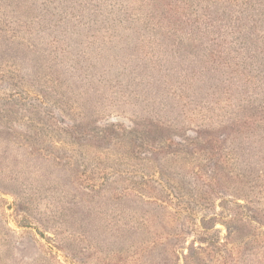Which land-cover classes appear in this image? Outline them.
Returning <instances> with one entry per match:
<instances>
[{
	"label": "rangeland",
	"instance_id": "374dc122",
	"mask_svg": "<svg viewBox=\"0 0 264 264\" xmlns=\"http://www.w3.org/2000/svg\"><path fill=\"white\" fill-rule=\"evenodd\" d=\"M172 1L0 0V264H264V0Z\"/></svg>",
	"mask_w": 264,
	"mask_h": 264
},
{
	"label": "trees",
	"instance_id": "16d2710c",
	"mask_svg": "<svg viewBox=\"0 0 264 264\" xmlns=\"http://www.w3.org/2000/svg\"><path fill=\"white\" fill-rule=\"evenodd\" d=\"M172 1V0H171ZM212 1L213 0H174L172 1L174 8L177 5V2L179 4L185 3L186 8H180V9H174V11L176 12V21H180L178 24H184V28L182 29V34H184L182 36V38H180V40H185L187 39V37L189 36L188 32H192L194 31V29L197 30L198 34L201 35H216V39L215 40H220L221 37H223L224 35H230L234 33H239L240 29L236 26L230 27V21L232 20H236L235 18V14L238 13L239 16L244 14L245 19H247V16L251 15V12H247V11H235V10H224L223 11H219L218 8L216 7H211L212 5ZM228 1H232V0H228ZM233 1H237V0H233ZM241 1V0H239ZM247 1H251V2H259V0H243V3L247 2ZM202 3H206L207 5L202 6ZM260 3V2H259ZM260 15V18H257V16ZM256 16V20H253L252 24H253V28L255 29L257 27L258 21L263 20L264 21V13L260 12L259 14H257ZM157 20L163 19L164 22H167L166 17L164 16V14L160 13L157 15V17L155 18ZM207 19V20H212V21H217L220 22L218 27H216L215 25L211 24L209 22V26H202V25H197V24H203V21ZM191 22H193L194 24H192ZM206 22V21H205ZM208 22V21H207ZM190 24V25H189ZM244 22H242L241 25H243ZM246 25L244 24L243 27H245ZM194 28V29H192ZM188 30V31H187ZM186 32V33H183ZM256 36H258V34H256ZM184 38V39H183ZM257 43V40H255ZM214 42H220V41H214ZM219 61L221 63L222 60L219 59ZM240 129L244 130V131H248V130H254L257 132H262L260 130H264V106L262 107H255L254 109L250 108V107H246L245 110L241 113V117H240ZM264 134V132H262Z\"/></svg>",
	"mask_w": 264,
	"mask_h": 264
}]
</instances>
